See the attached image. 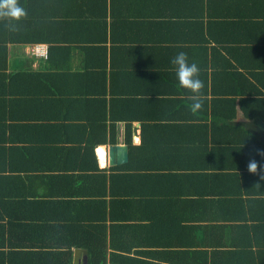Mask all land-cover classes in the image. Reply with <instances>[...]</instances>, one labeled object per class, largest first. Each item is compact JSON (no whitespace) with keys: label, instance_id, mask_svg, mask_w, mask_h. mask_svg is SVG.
I'll return each instance as SVG.
<instances>
[{"label":"crops","instance_id":"obj_1","mask_svg":"<svg viewBox=\"0 0 264 264\" xmlns=\"http://www.w3.org/2000/svg\"><path fill=\"white\" fill-rule=\"evenodd\" d=\"M168 2L146 0L143 27L123 11L105 33L67 35L96 39L105 54L71 42L47 62L30 56L31 46L9 47L11 70L46 75L47 85L21 80L8 93L0 87V264H264V203L251 204L242 191L257 188L165 180L196 174L203 165L196 158L207 157L201 143L211 141L200 128L220 127L191 111V93L179 85L173 52L165 49L180 37L190 63L197 60V27L187 23L172 34L158 24L175 10L197 16L205 0ZM233 77L199 73L207 79L202 92L211 101L214 92L245 90L241 77L233 85L212 81ZM112 107L120 110L115 116L143 114L146 175L163 176L154 188L156 182L119 176L117 168L128 161L109 165L108 147H128L127 121L111 123L104 115ZM237 116L248 131L241 141L263 143V124ZM111 124L117 143L92 149ZM141 127L131 122L133 146L141 145ZM216 137L229 141L223 133ZM149 192L156 197L146 199Z\"/></svg>","mask_w":264,"mask_h":264},{"label":"trees","instance_id":"obj_2","mask_svg":"<svg viewBox=\"0 0 264 264\" xmlns=\"http://www.w3.org/2000/svg\"><path fill=\"white\" fill-rule=\"evenodd\" d=\"M178 1L169 0L167 6ZM18 3L26 11V15L21 20L0 18V87L5 89L6 93L13 88L16 82L21 80L34 82L40 86L47 85L46 75L11 70L9 53L11 46L32 47L35 44H47L49 53L47 62L51 61L50 59L57 50L71 42L80 43L86 47H99L105 54V48L93 43L96 39H82V37L76 36L73 40L68 39L67 35L85 31L105 33L109 21L119 20L123 11L128 19H135L140 22L142 27L146 26V17L142 14L146 0H18ZM210 10H213V13ZM161 20L165 21L164 24L157 20L161 32H163L162 24L165 26L166 32L172 34L177 28L185 27L187 23L197 27L198 55L197 60L192 63L198 66L200 75L207 72L235 75L230 79H212V81H220L222 84L226 81L232 85L237 84L238 77H241L245 82V90L226 94L214 92L211 101L208 100L207 92H202L203 105L197 111V119L205 121L210 119L213 121V125L220 123V127L200 128L205 136L209 131L211 141L201 143L203 146H200V149L206 152L207 157L196 158L200 164H203L195 170L198 172L190 176L164 175L166 182H187L185 180L189 178L188 182L195 180L200 184L208 183L209 185L219 183L236 185L239 188L253 185L254 188H257L255 192L242 191L249 195L248 199L252 201L251 204L264 203V191H261L263 190L261 188L264 187V180H259V175H264V172L261 171L264 169V142H242L241 133L248 131L242 127V124L236 122L237 115L240 113L250 121L263 124L264 129V0H205L203 10L197 16H191V19L188 15H182L179 10H175L169 16L165 15ZM175 38V40L167 42L171 46L165 49L172 51L174 57L180 52L186 53L190 62V55L187 54L189 48L186 50V45L178 44L181 42L178 39L180 37ZM100 40L106 43L107 38L105 36ZM129 49L133 52L137 50L135 46H131ZM157 49H160L159 46ZM172 69H174L173 65ZM255 108L260 110L259 117L255 116L253 112ZM250 110L253 115L249 114ZM114 112L119 113L120 110L112 107L104 114L105 116L107 113L110 114V118L107 119L111 123H119L122 120L128 123L125 126L124 139L129 147V160L125 165L117 168L119 174L121 172L119 176L134 182L137 180L156 182L152 187L154 188L157 183L163 181V176L160 178V176L146 175L149 167L146 165V122L143 114L139 112L135 117H128L125 115L126 110L124 115L123 111L117 116L114 115ZM134 119L142 124V142L138 147L132 144L131 122ZM222 124L224 125L221 126ZM115 132V124L109 126V131L103 126V140L91 142L92 149L98 145H115L117 143L114 138ZM222 133L225 135V139L228 138V142H221L220 139H217L216 136L221 137ZM239 136L240 142L238 141ZM213 139L215 141H212ZM99 153L104 154V150L100 149ZM177 154L181 155L180 152ZM220 155L226 157L218 158ZM247 155L248 157L245 159ZM251 155L253 156L249 158ZM252 161L258 165L256 173L248 171V164ZM110 176H114L113 173ZM152 197L155 198L156 194L153 192L146 194V199ZM90 264L94 263L90 262Z\"/></svg>","mask_w":264,"mask_h":264},{"label":"clouds","instance_id":"obj_3","mask_svg":"<svg viewBox=\"0 0 264 264\" xmlns=\"http://www.w3.org/2000/svg\"><path fill=\"white\" fill-rule=\"evenodd\" d=\"M26 11L18 3V0H0V18L21 20ZM174 66L175 76L179 85L191 93V111L197 112L202 108L203 81L199 78V68L195 63H190L186 53H178L171 61ZM258 165L255 161L248 164L250 173L257 172ZM264 172V169H261ZM259 180H264V175H259Z\"/></svg>","mask_w":264,"mask_h":264},{"label":"water","instance_id":"obj_4","mask_svg":"<svg viewBox=\"0 0 264 264\" xmlns=\"http://www.w3.org/2000/svg\"><path fill=\"white\" fill-rule=\"evenodd\" d=\"M109 165L124 164L128 161V147L115 145L108 147Z\"/></svg>","mask_w":264,"mask_h":264},{"label":"built area","instance_id":"obj_5","mask_svg":"<svg viewBox=\"0 0 264 264\" xmlns=\"http://www.w3.org/2000/svg\"><path fill=\"white\" fill-rule=\"evenodd\" d=\"M48 46L43 44H38L30 47L29 55L38 59L46 60L48 58Z\"/></svg>","mask_w":264,"mask_h":264}]
</instances>
